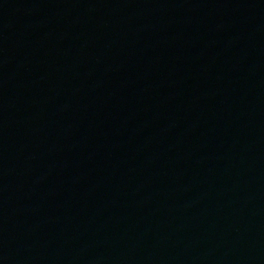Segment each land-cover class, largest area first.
Here are the masks:
<instances>
[{
  "label": "water",
  "instance_id": "obj_1",
  "mask_svg": "<svg viewBox=\"0 0 264 264\" xmlns=\"http://www.w3.org/2000/svg\"><path fill=\"white\" fill-rule=\"evenodd\" d=\"M0 264H264V0H0Z\"/></svg>",
  "mask_w": 264,
  "mask_h": 264
}]
</instances>
